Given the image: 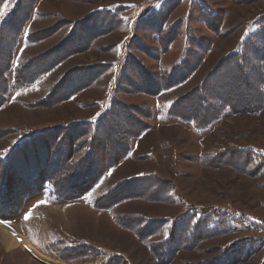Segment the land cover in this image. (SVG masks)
I'll use <instances>...</instances> for the list:
<instances>
[{
  "label": "rangeland",
  "instance_id": "obj_1",
  "mask_svg": "<svg viewBox=\"0 0 264 264\" xmlns=\"http://www.w3.org/2000/svg\"><path fill=\"white\" fill-rule=\"evenodd\" d=\"M22 142L0 264H264V0H0V158ZM58 153L66 198L35 184Z\"/></svg>",
  "mask_w": 264,
  "mask_h": 264
},
{
  "label": "trees",
  "instance_id": "obj_2",
  "mask_svg": "<svg viewBox=\"0 0 264 264\" xmlns=\"http://www.w3.org/2000/svg\"><path fill=\"white\" fill-rule=\"evenodd\" d=\"M6 33L3 32L2 36H5ZM6 37V36H5ZM88 124L86 123H80L76 126H74L73 128L77 131H80L81 129L84 130L85 127H87ZM91 131L93 132L92 134H94L97 130V127H98V122L96 124H89L88 126ZM42 135H40L39 137H41ZM42 139V138H41ZM53 139V138H52ZM57 139V138H56ZM53 139L52 142H58V139ZM27 142V140L25 141ZM25 142H22L20 144H18L14 151L12 153H10L8 156L6 157H1L0 158V162L3 163L4 161H6V158L10 160V158L13 156L12 154L15 152V153H18V151L20 150V148L25 145L26 143ZM43 149L45 146H47L48 144L46 143V140H41L40 141ZM66 144V146H64ZM58 145L59 147H61L60 149L63 150V153H62V156H64V160H66V163L67 165H69V169H74L71 176H72V180H73V183L80 180L82 178V176L84 175V166H83V163L82 161H87L86 158H82V159H76L77 157H75V155L73 154L75 149L72 147V145H68V143H60L58 142ZM65 147V148H64ZM71 149V150H70ZM43 154V152L41 153ZM64 154H68V155H64ZM71 154V155H70ZM53 155V154H52ZM43 156V155H41ZM40 156V157H41ZM61 156L60 153H58L56 155V158H44L45 159V165L49 168L48 169V173L47 174H44L42 177H40V180L38 182H35V184H39L40 186H47L49 185L51 188H52V192L56 195H58L60 198H66V190H68V188L70 189L71 186H72V181L69 180V176H70V173L67 174V173H64L63 172V168L60 169V165L62 164L63 162V159H59V157ZM66 157V158H65ZM43 157H41L40 159H42ZM79 160V161H78ZM83 174V175H82ZM40 176V175H39ZM70 176V177H71ZM35 186V185H34ZM31 188V187H30ZM3 214V213H2ZM4 219H12V217H2Z\"/></svg>",
  "mask_w": 264,
  "mask_h": 264
},
{
  "label": "bare ground",
  "instance_id": "obj_3",
  "mask_svg": "<svg viewBox=\"0 0 264 264\" xmlns=\"http://www.w3.org/2000/svg\"><path fill=\"white\" fill-rule=\"evenodd\" d=\"M8 240H9V244L11 245V238L8 237ZM14 240H15V239H14ZM15 243H16V244H17V243H20V241H17V242L15 241ZM15 243H12V245L15 244ZM17 245H18V244H17Z\"/></svg>",
  "mask_w": 264,
  "mask_h": 264
}]
</instances>
